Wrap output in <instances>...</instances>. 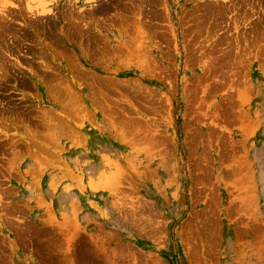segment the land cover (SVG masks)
I'll list each match as a JSON object with an SVG mask.
<instances>
[{"label":"rangeland","instance_id":"1","mask_svg":"<svg viewBox=\"0 0 264 264\" xmlns=\"http://www.w3.org/2000/svg\"><path fill=\"white\" fill-rule=\"evenodd\" d=\"M0 19V264H264V0Z\"/></svg>","mask_w":264,"mask_h":264},{"label":"bare ground","instance_id":"2","mask_svg":"<svg viewBox=\"0 0 264 264\" xmlns=\"http://www.w3.org/2000/svg\"><path fill=\"white\" fill-rule=\"evenodd\" d=\"M70 13V12H69ZM73 18V17H72ZM1 20V19H0ZM72 20V19H71ZM5 41V40H4Z\"/></svg>","mask_w":264,"mask_h":264}]
</instances>
